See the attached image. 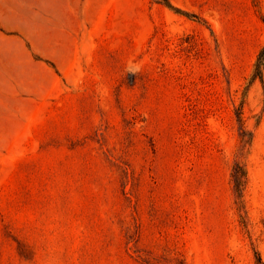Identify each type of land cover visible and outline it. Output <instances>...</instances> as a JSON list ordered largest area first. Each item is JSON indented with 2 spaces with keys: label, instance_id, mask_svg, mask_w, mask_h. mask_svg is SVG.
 Wrapping results in <instances>:
<instances>
[{
  "label": "rangeland",
  "instance_id": "374dc122",
  "mask_svg": "<svg viewBox=\"0 0 264 264\" xmlns=\"http://www.w3.org/2000/svg\"><path fill=\"white\" fill-rule=\"evenodd\" d=\"M263 45L264 0H0V264L264 261Z\"/></svg>",
  "mask_w": 264,
  "mask_h": 264
},
{
  "label": "trees",
  "instance_id": "16d2710c",
  "mask_svg": "<svg viewBox=\"0 0 264 264\" xmlns=\"http://www.w3.org/2000/svg\"><path fill=\"white\" fill-rule=\"evenodd\" d=\"M160 2L170 6V0H160ZM257 78H260L261 81L264 83V45L258 54V58H257L256 64H255L253 80H255ZM238 168H240V171L238 170ZM233 175H234V178L237 182V187L240 188L241 190H243L244 185H245L246 180H247L246 179L247 178L246 170L237 163L236 167H235V172ZM258 262H259V264H264V261L260 255L258 256Z\"/></svg>",
  "mask_w": 264,
  "mask_h": 264
}]
</instances>
